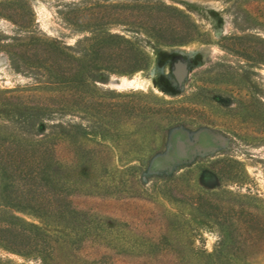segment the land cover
<instances>
[{"label": "rangeland", "instance_id": "rangeland-1", "mask_svg": "<svg viewBox=\"0 0 264 264\" xmlns=\"http://www.w3.org/2000/svg\"><path fill=\"white\" fill-rule=\"evenodd\" d=\"M37 141L49 212L9 198ZM0 210V264H264V0H0Z\"/></svg>", "mask_w": 264, "mask_h": 264}, {"label": "trees", "instance_id": "trees-1", "mask_svg": "<svg viewBox=\"0 0 264 264\" xmlns=\"http://www.w3.org/2000/svg\"><path fill=\"white\" fill-rule=\"evenodd\" d=\"M178 13L183 16L188 17L183 10L176 6H171ZM173 18V17H172ZM189 18V17H188ZM173 19H169L166 22L169 26H174L176 32H182L181 25L176 24ZM190 21V20H189ZM115 40L111 44H101L99 45L98 51L101 53L110 52L111 55L116 57L124 58L127 62L129 69L135 71L143 67L146 61H148L147 54L136 44H134L130 39L121 36L113 35ZM122 42V43H121ZM110 91V90H109ZM97 105H100L97 103ZM168 117H172L174 114H166ZM45 144L43 141H37L33 143H28L30 149L21 151L17 154H9V162L14 165L15 170L19 173L20 180L23 181V185L12 186L9 192V198L13 201H19V198H33V207L40 212L52 211V198H60L64 201L67 198L66 191L64 189L54 188L52 183H49V178L47 177L50 173V163L54 160V156L42 149V145ZM19 203V202H18ZM70 203L67 201L66 206ZM212 207V206H210ZM53 209V208H52ZM4 212L0 210V240L2 242H12L16 238L27 239L26 234L22 231L15 230V227L7 223V220L3 218ZM5 221L6 224L1 222Z\"/></svg>", "mask_w": 264, "mask_h": 264}, {"label": "bare ground", "instance_id": "bare-ground-1", "mask_svg": "<svg viewBox=\"0 0 264 264\" xmlns=\"http://www.w3.org/2000/svg\"><path fill=\"white\" fill-rule=\"evenodd\" d=\"M142 82L143 81H141V80H139L137 78L129 79V78H126V77H122V78H120V80L118 82H112L110 84V86L112 88H115V89L138 88V87H141Z\"/></svg>", "mask_w": 264, "mask_h": 264}, {"label": "water", "instance_id": "water-1", "mask_svg": "<svg viewBox=\"0 0 264 264\" xmlns=\"http://www.w3.org/2000/svg\"><path fill=\"white\" fill-rule=\"evenodd\" d=\"M118 79H120V78H118Z\"/></svg>", "mask_w": 264, "mask_h": 264}]
</instances>
